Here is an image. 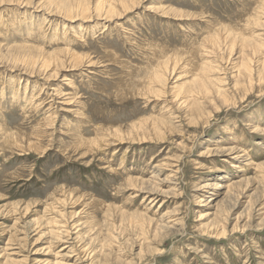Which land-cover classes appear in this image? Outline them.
<instances>
[{"label": "rangeland", "instance_id": "rangeland-1", "mask_svg": "<svg viewBox=\"0 0 264 264\" xmlns=\"http://www.w3.org/2000/svg\"><path fill=\"white\" fill-rule=\"evenodd\" d=\"M0 264H264V0H0Z\"/></svg>", "mask_w": 264, "mask_h": 264}, {"label": "bare ground", "instance_id": "bare-ground-1", "mask_svg": "<svg viewBox=\"0 0 264 264\" xmlns=\"http://www.w3.org/2000/svg\"><path fill=\"white\" fill-rule=\"evenodd\" d=\"M111 6H112V5H111ZM160 10H161V9H160ZM28 27H29V26H28ZM31 27H32V26H31ZM31 27H30V28H31ZM33 27H34V26H33ZM38 29H39V28H38ZM41 31H42V30H41ZM36 32H38V31H36ZM32 33H33V32L30 30V31H28L27 33L25 32L24 34L27 35V36H31ZM22 36H24V35H22ZM33 36H34V35H33ZM27 38H28V37H27ZM34 38H35V37H34ZM54 41H55V40H54ZM57 43H59V42H57ZM55 44H56V43H55ZM31 51H32V50H31ZM160 76H161V75H160ZM16 91H17V90H16ZM16 93H17V92H16ZM16 95H17V94H16ZM114 130H115V129H114ZM136 131H137V130H136ZM79 134H80V133H79ZM81 136H82V134H81ZM234 186H235V185H234ZM234 186H233V187H234ZM147 191H148V190H147ZM211 200H214V197H212ZM215 213H216V212H215ZM205 214H209V212H207V213H205Z\"/></svg>", "mask_w": 264, "mask_h": 264}]
</instances>
